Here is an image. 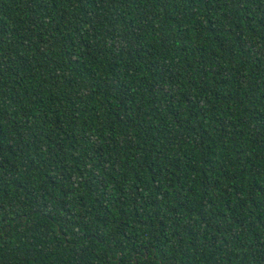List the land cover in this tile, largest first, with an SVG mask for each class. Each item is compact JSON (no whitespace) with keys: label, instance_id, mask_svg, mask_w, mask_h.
Segmentation results:
<instances>
[{"label":"trees","instance_id":"16d2710c","mask_svg":"<svg viewBox=\"0 0 264 264\" xmlns=\"http://www.w3.org/2000/svg\"><path fill=\"white\" fill-rule=\"evenodd\" d=\"M0 264H264V0H0Z\"/></svg>","mask_w":264,"mask_h":264}]
</instances>
